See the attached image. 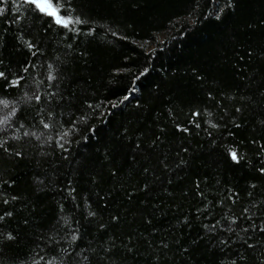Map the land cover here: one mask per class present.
<instances>
[{
    "label": "trees",
    "instance_id": "obj_1",
    "mask_svg": "<svg viewBox=\"0 0 264 264\" xmlns=\"http://www.w3.org/2000/svg\"><path fill=\"white\" fill-rule=\"evenodd\" d=\"M226 2L0 0V264H264V0Z\"/></svg>",
    "mask_w": 264,
    "mask_h": 264
},
{
    "label": "snow or ice",
    "instance_id": "obj_2",
    "mask_svg": "<svg viewBox=\"0 0 264 264\" xmlns=\"http://www.w3.org/2000/svg\"><path fill=\"white\" fill-rule=\"evenodd\" d=\"M4 2H7V0H4ZM13 2H15V0H13ZM23 4L29 5L30 6V11H32L34 14H36V16L38 18H48L50 19V25H55L58 26L62 29H70L75 31V29L73 28V25H82V24H87L88 20L86 18H83L82 15H73L72 12H74L75 10L73 9L71 12L69 11V9H71V0H22ZM235 7V0H227V2L225 3L223 8L219 9L220 13L224 12V9H232ZM4 11L3 8H0V14H2ZM217 19L220 18L219 15L216 16ZM90 34V33H89ZM27 48L29 49V51L31 52L32 55H36V51H32L33 49H36L37 51H39L38 46L31 43V42H26ZM69 48H71V45H68ZM249 57H251L252 53L249 52L248 53ZM4 62L3 60H0V65H2ZM51 67V66H49ZM25 72L28 71L27 68L23 69ZM0 79H4L5 83L8 84L9 86L12 87H19L21 84V81L24 80V77L20 76L17 77L15 79L12 80H8V75L4 72V71H0ZM48 80H53L55 79V77H53L51 74L48 75L47 77ZM50 95H55L54 93H50ZM210 95V94H209ZM25 96L27 97V93H25ZM35 99L36 101H40L41 100V96L39 94L34 95V97H28V99ZM125 100L128 99V96L124 97ZM8 101L7 100H0V104H3L5 107L8 106ZM113 108L117 107L116 104L112 105ZM237 112L240 111V108L236 109ZM17 113V109L16 107H13L11 109V111L4 116L2 119H0V124H7L10 120L11 117L15 116ZM49 115H52V113L50 112ZM192 115L194 116H199L200 113L199 111H194L192 113ZM41 123L43 124L44 128H50L52 127V125L50 123H45L43 120H41ZM264 123V122H262ZM21 127H23V125H21ZM196 127H199V124L196 125ZM213 127H215V125H213ZM236 127H240V125H236ZM176 128L180 131H184V132H188L189 129L186 127H183L180 124H176ZM25 135H28L27 132H25ZM18 138V137H17ZM255 143V141H253ZM6 141L5 140H0V148H3L5 145ZM61 148L64 147L63 144L59 145ZM137 147H139V145H137ZM262 149H264V145L260 146ZM5 151H7V149L5 148ZM185 152L188 151L187 148L184 149ZM16 156H20L21 153L20 152H16L15 153ZM228 155L230 157V159L234 162L239 164L242 156L238 153V151L234 148H229L228 149ZM183 163V161H181ZM145 171H147V169H145ZM258 172L261 175H264V166H261L258 169ZM115 174V173H113ZM252 187H256L255 185H252ZM13 200L17 199V197H12ZM234 202V201H233ZM4 204L9 203L8 200H4L3 201ZM244 212L247 213L248 209L245 208ZM12 212H5L4 215L0 216V221H2L5 216H12ZM90 216H94L95 213L94 212H89L88 213ZM113 219H118V217H113ZM249 219H251V217H249ZM235 221L233 220V223ZM101 227H104V225H100ZM204 227H208V225H205ZM213 228L215 227V225L212 226ZM229 231H231V228L228 229ZM243 231L247 232L248 229H243ZM260 232L264 233V228H260ZM79 237H77L76 235L72 236V240L75 241L77 240ZM5 239H9L12 240L14 239V237L9 233L7 235V237H5ZM221 243H224V241H221ZM249 248H252L253 245L249 244L248 245ZM84 259L86 260L87 257H84ZM35 264V262H34ZM232 264H235V261H232Z\"/></svg>",
    "mask_w": 264,
    "mask_h": 264
}]
</instances>
